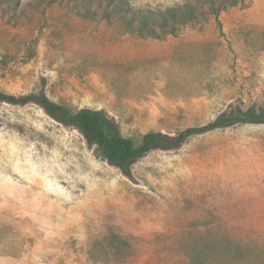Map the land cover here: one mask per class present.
<instances>
[{
	"label": "rangeland",
	"instance_id": "rangeland-1",
	"mask_svg": "<svg viewBox=\"0 0 264 264\" xmlns=\"http://www.w3.org/2000/svg\"><path fill=\"white\" fill-rule=\"evenodd\" d=\"M184 5L183 24L135 13ZM0 91L103 110L136 145L259 113L264 0H0ZM0 264H264V121L123 167L41 105L0 100Z\"/></svg>",
	"mask_w": 264,
	"mask_h": 264
},
{
	"label": "trees",
	"instance_id": "trees-1",
	"mask_svg": "<svg viewBox=\"0 0 264 264\" xmlns=\"http://www.w3.org/2000/svg\"><path fill=\"white\" fill-rule=\"evenodd\" d=\"M135 13L141 19L144 27L146 25L149 27L148 21L154 14L162 16L167 23L172 19L173 23L183 24L196 17V13L187 5L172 7L166 11L156 13L151 11L143 12L141 10ZM139 33L144 36L141 29H139ZM167 33L175 34L173 31ZM153 36L156 35L153 34ZM0 100L12 104L34 102L41 105L51 116L79 128L89 142L97 145V150L102 158L112 164L123 167L149 152L160 142L165 143L167 146H177L194 134L205 133L217 128L229 126L236 122L264 121V108L259 113H244L241 109L223 112L216 119L205 125L186 128L176 135L156 131L147 132L143 136L141 143L136 145L132 138L122 134L115 120L100 109L81 108L79 110H73L68 105L56 102L45 94L15 95L0 91ZM239 115L244 116L237 117Z\"/></svg>",
	"mask_w": 264,
	"mask_h": 264
},
{
	"label": "bare ground",
	"instance_id": "bare-ground-1",
	"mask_svg": "<svg viewBox=\"0 0 264 264\" xmlns=\"http://www.w3.org/2000/svg\"><path fill=\"white\" fill-rule=\"evenodd\" d=\"M135 64V63H134ZM96 76V75H95ZM127 80V79H126ZM141 115V114H140Z\"/></svg>",
	"mask_w": 264,
	"mask_h": 264
}]
</instances>
